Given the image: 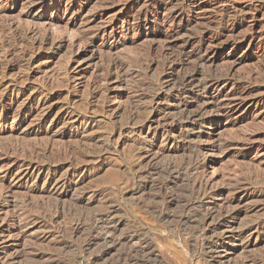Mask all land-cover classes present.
Listing matches in <instances>:
<instances>
[{
    "label": "rangeland",
    "instance_id": "rangeland-1",
    "mask_svg": "<svg viewBox=\"0 0 264 264\" xmlns=\"http://www.w3.org/2000/svg\"><path fill=\"white\" fill-rule=\"evenodd\" d=\"M165 1L0 0V264H264V0Z\"/></svg>",
    "mask_w": 264,
    "mask_h": 264
},
{
    "label": "bare ground",
    "instance_id": "bare-ground-1",
    "mask_svg": "<svg viewBox=\"0 0 264 264\" xmlns=\"http://www.w3.org/2000/svg\"><path fill=\"white\" fill-rule=\"evenodd\" d=\"M162 1V0H161ZM163 1H165V0H163ZM166 2V1H165ZM170 2V1H169ZM155 3V2H154ZM162 4V3H161ZM168 4V3H167ZM165 6V5H164ZM146 7H148V6H146ZM154 7H155V4H154ZM166 7V6H165ZM148 11V10H147ZM181 14V13H180ZM176 15H179V14H176ZM171 17V16H170ZM174 18V17H173ZM170 19V18H169ZM174 19H176V18H174ZM174 19H173V23H174ZM167 20H168V18H167ZM166 20V21H167ZM177 20V19H176ZM157 21H159V20H157ZM176 22V21H175ZM171 23V22H170ZM169 23V24H170ZM180 24V23H179ZM164 25V24H163ZM169 26V25H168ZM174 26V25H173ZM176 26V25H175ZM179 26H181V25H179ZM181 30V29H180ZM177 31V30H176ZM154 32V31H153ZM181 32V31H180ZM151 33V32H150ZM149 33V34H150ZM178 33V32H177ZM176 34V33H175ZM180 34V33H179ZM155 36V35H154ZM158 37V36H157ZM255 39V38H254ZM50 43V42H49ZM192 57V56H191ZM190 59V58H189ZM196 59V58H195ZM195 59H193V60H195ZM199 59V58H198ZM191 61V62H194V61ZM197 61V60H196ZM175 63V62H174ZM197 63V62H196ZM196 63H194V64H196ZM204 63V62H203ZM176 64V63H175ZM199 64V63H198ZM202 64V63H201ZM200 65V64H199ZM203 65V64H202ZM184 66V65H183ZM204 66V65H203ZM206 66V65H205ZM197 67V66H196ZM194 68H195V65H194ZM205 70V69H204ZM196 71V73H197V70H195ZM199 71V70H198ZM191 74V73H190ZM183 76V75H182ZM189 76V75H188ZM185 77V78H182V80H181V85H179L180 87L179 88H177L180 92H183V94H189L190 95V93H193V94H199L200 92H211V91H217V92H220L219 90H220V85H221V76H220V78H218V77H216V78H214V79H210V80H205V82H204V80L202 81V82H204L203 84H201V85H198L197 86V84H195L196 82H195V78L193 77V76H191V77ZM211 76V75H210ZM213 77V76H212ZM205 78V77H204ZM208 78V77H207ZM180 79V78H179ZM197 79V78H196ZM226 79V78H225ZM227 80V79H226ZM178 81V80H177ZM180 81V80H179ZM195 82V83H194ZM199 82H200V80H199ZM224 82V81H223ZM198 83V82H197ZM200 84V83H199ZM177 85V84H176ZM196 85V86H195ZM174 87V86H173ZM173 89H175V88H173ZM176 89V90H177ZM222 89V88H221ZM173 92H174V90H173ZM222 92V91H221ZM179 93V92H178ZM171 94V93H170ZM195 96V95H194ZM156 101V100H155ZM199 101V100H198ZM4 102H6V101H4ZM197 104V103H196ZM28 107V106H27ZM183 107V106H182ZM185 107V106H184ZM183 107V108H184ZM193 107V106H192ZM199 109H198V112H196V114L193 116V120H192V122L191 121H189V122H191V123H195V121L197 120V119H202L203 118V115H204V113L209 109V107H208V104H207V102L206 103H200L199 104ZM212 107V106H211ZM214 107V106H213ZM212 107V108H213ZM29 109V108H28ZM189 109V108H188ZM196 109V108H195ZM211 109V108H210ZM30 110V109H29ZM186 111V110H185ZM207 112H209V111H207ZM181 113V112H180ZM193 113V112H192ZM189 114H191L190 112H189ZM188 114V115H189ZM19 115V114H18ZM45 115V114H44ZM43 115V116H44ZM25 116V115H24ZM190 116V115H189ZM45 117V116H44ZM188 117V116H187ZM192 117V116H191ZM134 118V117H133ZM182 119H184V118H182ZM204 119V118H203ZM186 120V119H185ZM201 121V120H200ZM184 122V121H183ZM179 123V122H178ZM196 124V123H195ZM194 126V125H193ZM5 132V131H4ZM36 132V131H35ZM8 133V132H7ZM13 148H15V147H13ZM31 150H32V148H31ZM200 150V149H199ZM13 151V150H12ZM19 151V150H18ZM36 151V150H35ZM34 150L32 151V152H35ZM45 151V150H44ZM140 151V150H139ZM201 151V150H200ZM16 152V151H15ZM25 152L26 151H24L23 153L25 154ZM30 152V151H29ZM29 152L28 153H26V154H28L29 155ZM42 153H43V151H41ZM41 152H39V153H41ZM148 152V151H147ZM21 153H22V151H21ZM22 153V155H24ZM36 153H38V152H36ZM138 153V152H137ZM141 153V152H140ZM30 154H32V153H30ZM35 154V153H34ZM79 154V153H78ZM145 154V153H144ZM22 155H21V157H22ZM45 155V154H44ZM138 155V154H137ZM36 156V155H35ZM38 156V155H37ZM76 156V155H75ZM142 156V155H141ZM147 156V155H146ZM26 157H27V155H26ZM33 157V156H32ZM39 157V156H38ZM153 157V156H152ZM23 158L24 159H26L24 156H23ZM18 159V158H17ZM32 159V158H31ZM35 159V158H34ZM74 159V158H73ZM76 159V158H75ZM78 159V158H77ZM153 159H155V157L153 158ZM191 159V158H190ZM193 159V158H192ZM191 159V160H192ZM27 160H29V159H27ZM39 160V159H38ZM70 160V159H69ZM138 160H139V157H138ZM147 160H149V159H147ZM146 160V161H147ZM151 160V159H150ZM149 160V165H150V168H149V170H150V172H149V176H151L152 175V173H155L154 171H160L161 169H159V168H161L160 166H159V164H158V162L156 161V160H153L152 162ZM26 161V160H25ZM24 161V162H25ZM35 161V160H34ZM160 161V160H159ZM20 162V161H19ZM31 162H33V160H31ZM39 162V161H38ZM170 162V161H169ZM168 162V163H169ZM172 162V161H171ZM194 162V161H193ZM141 163V162H140ZM143 163V162H142ZM163 163H165L164 161H163ZM166 163H167V161H166ZM187 163H189L188 161H187ZM41 164V163H40ZM190 164V163H189ZM32 165V164H31ZM30 165V166H31ZM38 165V164H37ZM147 165H148V163H147ZM162 165V164H161ZM21 166V165H20ZM27 166V165H26ZM137 166V165H136ZM172 166V165H171ZM37 167H40V166H37ZM145 167V166H144ZM148 167V166H147ZM182 167V166H181ZM186 167V166H185ZM188 167H190V166H188ZM22 168H24V167H22ZM36 168V167H35ZM42 168V167H41ZM44 168V167H43ZM137 168V167H136ZM136 168H135V170H136ZM165 168H166V166H165ZM165 168H163V172H164V169ZM170 168V167H169ZM168 168V166H167V173H168V175H166L165 176V178H166V180L164 181V189L165 190H170L171 191V195H169V194H165V196L166 195H168L167 197L168 198H170V201H175V196L177 195L176 194V190H178V189H176L175 190V188L173 189L172 187L173 186H171L170 187V185H176L177 184V180H179V179H181L182 178V176L181 175H183L181 172V170L179 169V168H176V166H174L173 168H170L169 169ZM184 168V167H183ZM183 168H181V169H183ZM186 171H194L195 170V166L194 165H191V167L188 169L187 167H186ZM202 169V168H201ZM143 170H145V169H143ZM148 170V171H149ZM29 171V170H28ZM41 171H43V170H41ZM131 171H133V170H131ZM24 172V171H23ZM22 172V173H23ZM33 172H34V170H33ZM40 171H38V173H39ZM142 172V171H141ZM183 172H184V170H183ZM195 172H196V170H195ZM194 172V173H195ZM145 173V172H144ZM165 173V172H164ZM188 173V172H187ZM32 174V173H31ZM134 174V173H133ZM189 174H191V173H189ZM25 175V174H24ZM143 175V174H142ZM146 176H147V174H145ZM161 175V174H160ZM159 175V176H160ZM163 175V174H162ZM194 175V174H193ZM138 176V175H137ZM154 176V175H153ZM186 176V175H185ZM191 176H192V174H191ZM24 177V176H23ZM22 177V178H23ZM28 177H30V176H28ZM40 177V176H39ZM134 177H135V175H134ZM155 177V176H154ZM158 177V176H157ZM162 177H164V176H162ZM162 177H160V179L162 178ZM184 177V176H183ZM148 178V177H147ZM186 178V177H185ZM143 179V178H142ZM141 179V180H142ZM152 179H153V177H152ZM151 179V180H152ZM158 179V178H157ZM159 179V180H160ZM183 179V178H182ZM201 179V178H200ZM162 180V179H161ZM187 180V179H186ZM188 180H190V178L188 179ZM150 181V180H149ZM158 181V180H157ZM140 182H142V181H140ZM181 182V181H180ZM151 183H153V182H151ZM150 183V184H151ZM188 183H190V181L188 182ZM157 184V183H156ZM193 184V183H192ZM199 184H201V183H199ZM159 186H163V185H160L159 184ZM150 187V186H149ZM176 187V186H175ZM184 187V186H183ZM188 187V186H187ZM189 187H190V185H189ZM188 187V188H189ZM145 188V187H144ZM151 188V187H150ZM153 188V187H152ZM150 189V190H153V189ZM160 188H162V187H160ZM159 188V189H160ZM162 188V189H163ZM180 188V187H179ZM187 188V189H188ZM198 188V187H197ZM200 188V187H199ZM158 189V188H157ZM157 189H155V190H157ZM161 189V190H162ZM190 189V188H189ZM196 189V188H195ZM154 190V191H155ZM168 190L166 191V192H168ZM201 190V189H200ZM57 191V190H56ZM160 191V190H159ZM163 191V190H162ZM179 191V190H178ZM195 191V190H194ZM4 192V191H3ZM8 192H9V190H8ZM150 193H151V191H149ZM158 192V191H157ZM193 192V191H192ZM197 191H195V193H196ZM0 193H2L1 191H0ZM148 193V192H147ZM156 193V192H155ZM154 193V194H155ZM190 193V192H189ZM3 194V193H2ZM1 194V195H2ZM185 194V193H184ZM197 194V193H196ZM5 195V194H4ZM156 195V194H155ZM181 195H182V191H181ZM186 196V195H185ZM187 196H188V194H187ZM199 196V195H198ZM2 197H3V195H2ZM179 197H180V195H179ZM178 197V198H179ZM153 199V198H152ZM155 199V198H154ZM153 199V200H154ZM158 199V198H157ZM186 199V198H185ZM1 200V199H0ZM159 200V199H158ZM162 200V199H161ZM176 200H178L177 198H176ZM160 201V200H159ZM169 201V202H170ZM179 201V200H178ZM177 201V202H178ZM184 201H186V200H184ZM2 202V201H1ZM0 202V203H1ZM156 202V201H155ZM182 202V201H181ZM180 202V203H181ZM188 202V201H187ZM168 203V202H167ZM174 203V202H173ZM179 203V202H178ZM197 203V202H196ZM7 204V203H6ZM9 204V203H8ZM176 204V203H175ZM182 204V203H181ZM180 204V205H181ZM187 204V203H186ZM3 205V204H2ZM11 205V204H10ZM149 206H150V204H148ZM156 205V204H155ZM177 205V204H176ZM183 205H184V203H183ZM191 205V204H190ZM193 205V204H192ZM157 206V205H156ZM155 206V207H156ZM153 207V206H152ZM177 207H178V205H177ZM198 207V206H197ZM8 208V207H7ZM147 207H145V209H146ZM183 208V207H182ZM188 208V207H187ZM199 208V207H198ZM1 209V208H0ZM2 209H3V207H2ZM195 209V208H194ZM201 209V208H200ZM150 210V209H149ZM157 211L159 210V209H156ZM155 210V211H156ZM189 210V209H188ZM192 210V209H191ZM206 210H207V208H206ZM151 211V210H150ZM155 211H153V209H152V211L151 212H155ZM171 211V210H170ZM193 212V211H192ZM207 212V211H206ZM169 213V212H168ZM195 213V212H194ZM160 214V213H159ZM164 214V213H163ZM200 214V212L198 213V215ZM151 215H153V214H151ZM186 215V214H185ZM184 215V216H185ZM75 216V215H74ZM97 216V215H96ZM170 216V215H169ZM192 216V215H191ZM197 216V215H196ZM177 217H178V215H177ZM176 217V218H177ZM201 217V216H200ZM107 218V217H106ZM168 218V216L166 217V219ZM180 218V217H179ZM195 218V217H194ZM199 218V217H198ZM102 219V218H101ZM94 220V219H93ZM92 220V221H93ZM103 220H104V218H103ZM106 220V219H105ZM109 220V219H108ZM163 220H165L164 218H163ZM162 220V221H163ZM169 220V219H168ZM173 220V219H172ZM184 220V219H183ZM195 220H196V218H195ZM97 221V220H96ZM161 221V222H162ZM189 221V220H188ZM75 222V221H74ZM106 222H107V220H106ZM165 222H167V221H165ZM187 222V221H186ZM190 222V221H189ZM191 222H193L192 220H191ZM195 222H197V221H195ZM88 223V222H87ZM96 223V222H95ZM98 224H99V222H97ZM164 223V222H163ZM183 223V222H182ZM185 223V222H184ZM201 223V222H200ZM98 224H96V225H98ZM103 224V223H102ZM107 224H108V222H107ZM114 224V223H113ZM187 224V223H186ZM193 224V223H192ZM76 226L74 227L75 228V230L76 231H79V225H80V223H78V224H75ZM168 225V224H167ZM183 226H184V224H182ZM194 225V224H193ZM199 225V224H198ZM115 226V225H114ZM89 227V226H88ZM99 227V225L97 226V228ZM103 227H105V226H103ZM188 227V225L186 226V228ZM108 228V227H107ZM185 228V227H184ZM109 229V228H108ZM108 229H106V230H108ZM74 230V229H73ZM91 230V229H90ZM101 230V229H100ZM105 229L103 228V230L102 231H104ZM110 230V229H109ZM109 230H108V234H109ZM101 231V232H102ZM100 232V231H99ZM185 232H186V230H185ZM190 232V231H189ZM193 232V231H192ZM103 234H104V232H102ZM101 233V234H102ZM107 233V232H106ZM111 234V233H110ZM131 234H132V232H131ZM134 234V233H133ZM107 234H104V235H102L101 237H99V238H97V239H95V237H94V239H92L91 241H89V245L88 246H92V245H95V243L94 242H96V241H103L104 240V242L105 243H107V238L105 237ZM100 236V235H99ZM128 236V235H127ZM140 236V235H139ZM139 236H137V235H132V236H128V237H124L121 241H118V242H116V243H119V242H121V245L122 244H127V245H131V258L130 259H132V262H134V264H138V261L137 260H135L136 258L138 259L139 258V256L140 257H142L143 259H146V258H151V255H153V252H152V243H151V241H149V239L148 240H146V239H144V241H140L139 243H140V247H136L135 245H138V244H135V241L136 240H138L139 238ZM109 237V236H108ZM120 238V237H119ZM109 239V238H108ZM142 239V238H141ZM110 240V239H109ZM109 243V242H108ZM114 243V242H113ZM112 243V245H115V244H113ZM137 243V242H136ZM104 244V243H103ZM98 245V244H97ZM107 246H108V244H106ZM118 245V244H117ZM110 246V245H109ZM124 246V245H123ZM126 246V245H125ZM154 248V247H153ZM4 249V248H3ZM87 249V248H86ZM152 249V250H151ZM36 251V250H35ZM38 251V250H37ZM40 251V250H39ZM38 251V252H39ZM37 252V253H38ZM35 253V252H34ZM36 253V254H37ZM40 253V252H39ZM107 253L108 252H103L102 254H101V258L103 259L106 255H107ZM129 253V252H128ZM127 253V254H128ZM126 254V255H127ZM45 255V254H44ZM36 256V255H35ZM41 256V255H40ZM130 256V255H129ZM43 257V256H42ZM154 257V256H153ZM149 258V259H150ZM158 258V257H157ZM45 259V258H44ZM123 259V258H122ZM125 259V258H124ZM149 259H146V261H145V264H149V263H152L153 261H151L150 262V260ZM151 259H153V258H151ZM39 260V259H38ZM138 260H140V259H138ZM129 261V260H128ZM131 262V261H130ZM144 262V261H143ZM144 264V263H143ZM154 264V263H153Z\"/></svg>",
    "mask_w": 264,
    "mask_h": 264
}]
</instances>
